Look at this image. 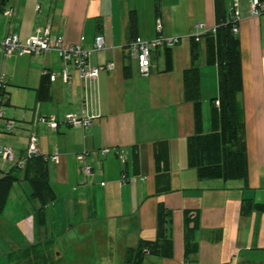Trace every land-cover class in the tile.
<instances>
[{"label":"crops","instance_id":"0c3cea01","mask_svg":"<svg viewBox=\"0 0 264 264\" xmlns=\"http://www.w3.org/2000/svg\"><path fill=\"white\" fill-rule=\"evenodd\" d=\"M232 1L224 0L225 9ZM250 2L236 0L241 12L234 34L240 67L235 98L239 125L236 143L230 146L222 143L214 111L217 65L207 39H191L215 25V0H0V39L15 33L24 41L48 28L66 42L90 49L99 34L105 48L93 53L91 61L113 62L111 70L100 71L92 81L81 80L69 64V82L50 80L49 98L42 101L36 94L42 72L65 66L58 53H0V76L6 81L0 145H10L17 158L24 154L26 147L7 136L14 135L15 128H4L6 119L16 122V105L24 113L17 114L21 123L15 125V134L28 140L35 132L43 157L58 153L57 162L47 160L53 200L40 210L38 198L30 197L27 210L31 186L25 179L29 195L18 197L24 209L18 222H29L33 245L65 238L66 246L72 242L82 247L92 238L96 248L111 257L102 261L123 263L129 248L142 247L144 264H264V12L251 15ZM7 8L10 16L3 13ZM131 11L136 17L134 34L129 30ZM157 35H176L180 41L153 51L150 72L141 76L125 46L132 37L147 40ZM177 60L182 61L177 70L167 71L172 65L176 69ZM208 66L213 67V80L207 87ZM188 68L194 69L198 84L199 116L194 101L185 97L183 70ZM208 92L210 97L204 96ZM27 107L34 110L31 119L25 115ZM70 112L99 116L87 128L60 124L51 130L39 120L44 115L61 120ZM196 148L200 165L190 159ZM80 153L83 159L77 158ZM26 161L17 167L20 171ZM84 163L91 166L88 176L81 172ZM2 164L0 175L13 166ZM159 216L165 228L161 242L167 241L161 245L163 255L145 245L157 239ZM55 249L59 259L70 262L67 248L57 241ZM48 258L52 263L53 256Z\"/></svg>","mask_w":264,"mask_h":264},{"label":"built area","instance_id":"2783aa9c","mask_svg":"<svg viewBox=\"0 0 264 264\" xmlns=\"http://www.w3.org/2000/svg\"><path fill=\"white\" fill-rule=\"evenodd\" d=\"M249 13L253 16H258L264 12V0H251L249 6ZM4 15L10 16L12 10L7 8L3 11ZM241 20V12L236 3V0L232 1V5L229 8V21L232 23V33L236 34L239 28V22ZM157 30L160 31L161 25L157 21ZM213 30L209 28L206 31ZM203 32V33H204ZM202 33V34H203ZM202 34L197 33L194 35L196 39ZM180 41V37L176 35L164 36L157 35L151 39L138 40L131 39L125 46V50L129 57L135 59L137 63L138 72L141 76H147L151 68L152 52L159 48L172 47ZM104 39L102 35H96L93 45L90 49H84L78 44L68 43L61 35L53 34L48 28L38 31L31 35L26 40H21L17 34L9 33L2 39H0V53L5 57L10 56H38L42 53L55 51L63 60L65 66L58 71H51L49 79L54 81L58 77L62 80L69 82L70 73L68 65L71 64L77 70L79 78L83 81L96 80L100 71H109L113 67V62L108 61L100 65L94 64L91 61L93 53L104 49ZM45 72L47 70H44ZM6 85L5 79L0 76V90H3ZM218 104V101H216ZM97 113L92 115H84L78 113H66L60 119L54 115L39 116V120L45 123L51 130H56L61 125L70 127L87 128L89 127L93 119L98 117ZM4 117V111L0 99V119ZM4 128L6 131H10L15 128V121L13 119H6L4 121ZM108 149H103L101 152L105 153ZM41 156L39 137L35 132H31L28 136L26 149L21 158H17L15 151L8 144L0 145V159L4 162L16 161V164L21 165L27 159L31 157ZM46 160L52 162L58 161V153L55 152L49 156L44 157ZM78 159H83L82 153L77 155ZM81 172L84 176H88L91 173V166L84 163L81 167ZM123 180L125 178L123 177Z\"/></svg>","mask_w":264,"mask_h":264},{"label":"trees","instance_id":"16d2710c","mask_svg":"<svg viewBox=\"0 0 264 264\" xmlns=\"http://www.w3.org/2000/svg\"><path fill=\"white\" fill-rule=\"evenodd\" d=\"M215 25L214 29L202 34L208 42V47L213 57V62L218 68V105L214 106L215 114L218 116L220 130L222 132V143L233 146L237 140V129L239 123L235 118L236 93L240 89L239 55L237 50V40L232 33V23L229 21V9H225L224 0H215ZM136 17L134 11L129 14V30L134 34ZM131 39H134L132 37ZM194 43L198 39L191 37ZM195 46V45H194ZM169 48V47H168ZM50 70L43 71L39 85L36 89L38 100L45 101L49 98V76ZM185 97L195 103V114L199 116L198 84L195 80L194 69L188 68L184 72ZM3 90H0V99ZM196 150H191L190 159L193 163L200 165V160L196 158ZM17 164L10 170L3 172L0 176V213L5 207L9 191L15 180L25 179L31 186V197L38 198L39 209L42 210L54 198V194L48 182L47 160L41 156L31 157L25 163L24 171H20ZM164 221L158 218V234L154 241H147L145 245L150 252L163 255L162 244L167 241L161 239L164 236ZM142 247L129 248L125 254L126 264H144L141 259Z\"/></svg>","mask_w":264,"mask_h":264},{"label":"rangeland","instance_id":"374dc122","mask_svg":"<svg viewBox=\"0 0 264 264\" xmlns=\"http://www.w3.org/2000/svg\"><path fill=\"white\" fill-rule=\"evenodd\" d=\"M176 45L177 44H175L174 46ZM179 47H175V49ZM178 53L180 56L183 55V51H181V49H178ZM179 62L182 61L177 60L176 69H174L172 65V67L169 68V70L167 71L177 70L178 68L177 64H179ZM162 64L163 61L159 60L160 67L162 66ZM210 69H213V67L208 66L206 68L205 72H207V74L203 71L206 74L204 77H207L206 78L207 87L210 86L211 80H213V76L209 74ZM183 72H185V70H183ZM204 96L210 97L209 92L206 93V95ZM27 109L28 110L25 109L27 112L25 115L29 119H31L34 110L29 107H27ZM13 110H14L13 113L15 114V119H17L15 125L20 126L21 121L19 120H21L20 119L21 117H18L19 115L17 114L24 113L23 112L24 108L21 107L20 109H18L16 105H14ZM18 129L19 128L15 127L14 129L15 131L13 132L14 135L7 134V136L10 137L12 140H14L15 143L17 144L19 143L20 145H22V147L24 146L25 148L27 145V140L23 135L17 136L15 134L18 131ZM14 136H16V139L13 138ZM1 138L2 135H0V139ZM14 141L12 142L14 143ZM1 162H3V164L6 163L7 165L8 164L15 165L17 163L16 161L4 162L0 159V165ZM16 166L19 167L21 165L17 164ZM28 187L29 185L24 179L13 181L11 189L9 191L10 195L8 194L9 197H7L8 201L6 207H4L2 212L0 213V264H6L7 262H12V264H14L15 262L18 261L22 262V264H41V263L42 264H126L125 261L123 263H120L118 259L115 261L112 260L102 261L106 257L108 259H110L111 257L109 254L101 253L96 248L94 244L95 240L92 238L87 239V242L85 241L86 245L84 246L82 245V247L81 246L79 247L78 245L73 246L72 242L71 245L66 246L64 244L65 238H58L57 241L59 243V246L64 249L67 248L69 252L70 262L67 261V263H65V261L62 258L59 259L56 255L58 250L55 249V245L57 246V241H55V238H53L54 240L52 239L53 240L52 244L51 242H48L47 244L40 243L38 246L33 245L31 242V236H30L31 230H29L30 229L29 222L26 220L18 222L20 210L23 209V206L20 204V201H18L19 200L18 197L20 195L28 196L30 191ZM30 197L31 195L27 197V202L24 204L27 210H30V200H29ZM48 251L50 253H48ZM8 255H9V260H8ZM49 255L50 256L52 255L54 258L52 263H47L49 259L48 258Z\"/></svg>","mask_w":264,"mask_h":264}]
</instances>
